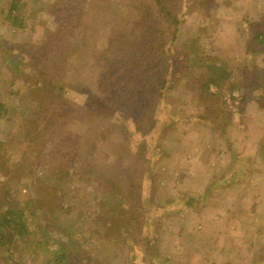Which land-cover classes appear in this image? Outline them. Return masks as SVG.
I'll use <instances>...</instances> for the list:
<instances>
[{
  "label": "rangeland",
  "instance_id": "obj_1",
  "mask_svg": "<svg viewBox=\"0 0 264 264\" xmlns=\"http://www.w3.org/2000/svg\"><path fill=\"white\" fill-rule=\"evenodd\" d=\"M130 1L0 0V199L25 208L30 231L0 264H264V0H203L184 16L173 54L195 45L231 77L208 96L205 67L189 66L185 79L171 62L139 191L155 250L140 236L102 244L84 155L120 176L134 161L116 124L101 125L95 101L79 100L109 89L108 68L120 64L110 32L128 27ZM69 138L83 157L66 167Z\"/></svg>",
  "mask_w": 264,
  "mask_h": 264
},
{
  "label": "trees",
  "instance_id": "obj_2",
  "mask_svg": "<svg viewBox=\"0 0 264 264\" xmlns=\"http://www.w3.org/2000/svg\"><path fill=\"white\" fill-rule=\"evenodd\" d=\"M186 1L180 8L181 0H131L128 27L119 32H110L111 41L118 42L117 48L111 49L120 64H112L108 68V76L113 78L110 79L109 89L100 88L101 91L92 92L88 97L83 95L79 100L83 104L95 101V106L99 109L97 117L102 120L101 125L113 128L116 124L125 138L120 147L127 145V154H130L131 161H134V164L123 167L124 173L122 171L120 176L113 170L106 172L95 162L93 165L88 156L84 155L87 166L93 168V200L98 203L94 220L101 233L102 244L109 250L110 245L116 246L122 242H125L127 247L135 246L138 236L145 244L146 250H155L154 244H151L155 241L150 228V221L154 220L149 214L152 210L141 205L139 191L142 189L143 179L151 174L152 161L147 157L150 146L145 143V137L151 134L156 123L162 121L157 113V106L164 101V92L172 88V78L176 70L171 67V62L184 65V75H181L185 79L187 73H190L186 70L189 66L205 67L204 73L207 74L202 75L205 80L200 89L208 96L210 86L221 89V84L227 83L231 77V72L225 68L212 63L206 64L208 61L202 58L200 49L195 45L182 46V56L173 54L184 16L203 0ZM11 16L12 11L9 12L8 19ZM46 75L39 70L38 76ZM101 85L102 80L99 82V86ZM67 94L68 92H60L57 100L63 102L62 98ZM199 97L201 98V95ZM91 112L88 110L86 114L94 116ZM126 122L128 124H125ZM137 134H140L141 138L139 143L134 141V135ZM100 135L102 138L108 136L105 131ZM74 145L72 138L63 143L59 151L61 165L67 167L72 160L83 157ZM132 145H136L140 152ZM137 161L142 163L140 170L136 169ZM26 216L25 208L0 199V252H10L17 237L30 233ZM87 241L92 242V239ZM64 259L66 257L63 253L58 254L56 258L59 262ZM90 262L91 260H88V263Z\"/></svg>",
  "mask_w": 264,
  "mask_h": 264
}]
</instances>
